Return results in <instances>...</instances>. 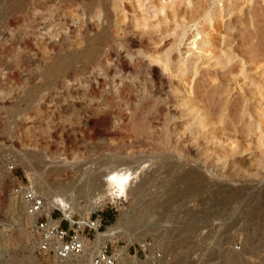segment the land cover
I'll return each instance as SVG.
<instances>
[{
	"label": "rangeland",
	"instance_id": "rangeland-1",
	"mask_svg": "<svg viewBox=\"0 0 264 264\" xmlns=\"http://www.w3.org/2000/svg\"><path fill=\"white\" fill-rule=\"evenodd\" d=\"M66 1L0 0V264L87 260L37 254L16 181L98 211L130 253L154 237L172 264H264V0H86L92 39L65 35L82 22Z\"/></svg>",
	"mask_w": 264,
	"mask_h": 264
},
{
	"label": "built area",
	"instance_id": "built-area-1",
	"mask_svg": "<svg viewBox=\"0 0 264 264\" xmlns=\"http://www.w3.org/2000/svg\"><path fill=\"white\" fill-rule=\"evenodd\" d=\"M8 193L18 198L25 213L32 217L30 234L37 254L58 262L79 257L95 235L107 226L106 220L96 210L84 216L72 213L64 215L56 207L47 208L44 197L29 183L16 181ZM115 235L92 251L86 264H119L122 257L125 258L123 264L174 262L154 237L141 239L137 243V249L130 253L128 247L118 245L120 232ZM233 249H238V245H234Z\"/></svg>",
	"mask_w": 264,
	"mask_h": 264
},
{
	"label": "bare ground",
	"instance_id": "bare-ground-1",
	"mask_svg": "<svg viewBox=\"0 0 264 264\" xmlns=\"http://www.w3.org/2000/svg\"><path fill=\"white\" fill-rule=\"evenodd\" d=\"M120 1L121 0H109V2H110V4H111V7L112 8H114V9H117V7L119 6V4H120ZM67 2H70L69 4H74L72 7H75L76 9H79V10H81V16H82V22H81V25H79L78 27H76V25H74V26H72V25H69L68 24V20H66V19H64L63 21H60V23H62V24H64V25H66L67 26V29H65L64 31H65V35H66V32H68L67 30H69V33H76V35H78V36H82V37H85V38H88V39H92V4H89L88 5V2L86 1V0H75V1H66V3ZM108 2V1H107ZM176 4V3H175ZM58 6H60V5H58ZM69 6V5H68ZM51 7H53V5L51 6ZM50 7V8H51ZM48 8H49V6H48ZM47 8V9H48ZM49 8V10L47 11L48 12V14H46V16H47V20H48V17H50L51 16V14H52V8L50 9ZM57 8V7H56ZM59 8V7H58ZM56 11V10H55ZM46 12V13H47ZM54 12V11H53ZM55 13V12H54ZM160 13V12H159ZM43 15V14H42ZM73 15V14H72ZM42 18H43V16H41ZM45 17V16H44ZM98 17L100 18V15H98ZM52 19V18H51ZM51 19H49L50 21H52ZM96 19V18H95ZM44 20V19H43ZM46 20V19H45ZM76 20H78V19H76ZM104 20V19H103ZM50 21H48V22H50ZM106 22H107V24L108 25H111L112 24V21H110V20H105ZM73 22H74V20H73ZM114 22V21H113ZM53 23V22H52ZM56 23V22H55ZM75 23V22H74ZM101 23V22H100ZM48 24V23H47ZM61 24V25H62ZM101 25V24H100ZM34 27V26H33ZM53 27V26H52ZM62 28H63V26H62ZM101 28H102V26H101ZM51 29V28H50ZM54 30V29H53ZM60 30H62V29H60ZM51 31V30H50ZM64 31H60V33H62V32H64ZM47 32H49V30L47 31ZM57 33V32H56ZM49 35H50V33H48ZM47 34V35H48ZM53 34V33H52ZM54 35V34H53ZM57 35V34H56ZM61 35V34H60ZM59 35V36H60ZM63 35V34H62ZM76 35L74 36L75 38H76ZM68 36V35H67ZM73 36V35H72ZM63 37V36H62ZM196 45V43H193V46H195ZM204 43L202 42V43H200V46L198 47L197 45L195 46L196 47V50L198 51V54L199 55H201L202 54V48H204ZM193 49V48H192ZM125 51V50H124ZM195 51V50H194ZM196 51V52H197ZM126 52V51H125ZM170 52V51H169ZM127 53V52H126ZM165 53V52H164ZM168 53V52H167ZM166 54V53H165ZM195 54V53H194ZM126 55V54H125ZM152 55H154V54H152ZM161 55H163V54H161ZM167 55V54H166ZM203 55V54H202ZM156 57V56H155ZM222 57V56H221ZM147 58H149V57H147ZM151 59V58H150ZM224 61V60H223ZM155 62L156 63H158V64H161L162 65V68H163V70H165V71H169V70H171V65H170V62H169V57H167V56H162V57H159V58H157V59H155ZM59 64V63H58ZM157 64V65H158ZM194 64V65H193ZM192 64V67H190L188 64H187V66H183V68H180L179 70H180V74L178 75L180 78H183L184 79V81L185 80H187L186 78H187V73L191 70L192 71V69H195L196 68V66H197V64H195V62ZM151 66H152V68H153V63H152V61H151V64H150ZM161 65H159V66H161ZM218 65V64H217ZM160 68V67H159ZM173 73H174V70H173ZM236 74V73H235ZM226 75H230V71H225L224 73H222V77L223 78H225L226 77ZM237 75V74H236ZM233 76H235V75H233ZM116 77V76H115ZM230 77V76H229ZM237 77V76H236ZM212 81H215L214 79L212 80ZM222 81V80H221ZM199 84V83H198ZM197 84V85H198ZM253 85V83L252 84H250L249 86L251 87ZM221 86H223V85H221ZM225 89H230L229 87H225ZM211 90V89H210ZM198 91V90H197ZM203 91V90H202ZM199 92V91H198ZM220 92H223V91H220L219 90V93L218 94H220ZM243 93V105L246 103V101H247V99H246V96L247 97H252L254 94H255V92L253 91V90H251L250 88H248L247 90H246V92L244 91V89H241V91H240V93ZM200 93V92H199ZM245 93V94H244ZM258 98V97H257ZM188 100V99H187ZM219 104H218V106H217V110H218V112H219V114H221L222 112H224V111H227V110H229V111H233V110H235V109H237V107L238 106H240L239 104H238V100H236L235 101V104H234V106L232 107V106H230V104L229 103H226V102H223L221 99H220V97H219ZM215 102H217V101H215ZM208 103H210L209 101L207 102V104ZM214 103V102H213ZM195 104V103H194ZM196 105V104H195ZM208 106V109L206 110V116L207 115H209V114H211L212 115V111H211V109L209 108L210 107V105L208 104L207 105ZM152 107V106H151ZM197 107V106H196ZM195 107V108H196ZM198 109H200V108H198ZM202 109H203V107H202ZM205 109V108H204ZM202 112L204 111V110H201ZM201 112V113H202ZM204 113V112H203ZM214 115V114H213ZM221 115H219V117H220ZM210 118H211V116H209ZM215 117V116H214ZM209 118V119H210ZM212 118H213V116H212ZM205 119H207V117L205 118ZM211 120V119H210ZM210 120H206V121H210ZM214 120H216V119H214ZM205 122V121H204ZM215 123V125H218V124H216V122H214ZM214 123L212 122V123H210L212 126H214ZM218 123V122H217ZM207 125H209V124H207V122H206V126ZM210 125V126H211ZM209 126V127H210ZM220 128V127H219ZM209 129V128H208ZM223 129H221V131H222ZM216 132V131H215ZM219 132V131H218ZM200 133V132H199ZM231 134V133H230ZM260 147H262V146H260ZM33 157V156H32ZM46 159V158H45ZM44 163V162H43ZM42 163V164H43ZM56 166H57V164H56ZM59 166V165H58ZM55 167L54 166V164L53 163H48L47 161H46V163H44V167H45V169L46 170H48V172H50V173H52L51 171H55V173H56V170H60L61 169V167L62 166H60V167ZM73 166V165H72ZM45 170V171H46ZM63 170V169H62ZM80 171V170H79ZM48 172H46V173H48ZM62 172V171H61ZM64 172V171H63ZM43 174V173H42ZM52 174H54V172L52 173ZM51 175V174H50ZM127 178H128V174L126 175V173H115V174H110L109 175V177H108V179H107V182L108 183H113V184H115V185H117L120 189H122V187H123V185H124V183L126 182V180H127ZM56 180V179H55ZM54 180V181H55ZM41 181V180H40ZM56 182V184L58 183V185H60L61 184V181H55ZM55 182H54V184H55ZM41 183V182H40ZM70 183V182H69ZM38 184H39V182H38ZM97 185H100V182H98L97 183ZM116 186V187H117ZM40 188H41V186H39ZM38 187V188H39ZM124 189V188H123ZM122 192V191H121ZM63 197V198H62ZM62 197H59L58 199H56V200H54L53 202H51V203H54V205L55 206H57V207H59V208H65L66 206H67V204H68V202H67V200L66 199H64V198H66V197H64V195L62 194ZM45 199V198H44ZM45 205H46V207L47 208H49V207H52V204H50V202H47L46 201V199H45ZM46 207H45V209H46ZM63 211H64V209H63ZM62 211V212H63ZM64 214V213H63ZM31 220V216H27V220H26V222L28 223L29 221ZM110 226H112V225H110ZM110 226H106L105 227V229L104 230H102V231H100L99 233H97L96 235H95V237H94V239H93V241L92 242H90V244H89V246H86L85 248H84V251H83V253L79 256V257H77V258H68V259H66V260H64V261H67V260H70V259H82L83 257H86L87 258V260H88V257H89V255L91 254V252L92 251H94L95 249H97L98 247H100L103 243H104V241L105 240H107L106 239V236L104 235L106 232H107V230H108V228H110ZM116 234V233H115ZM112 235L113 237L114 236H116V235ZM103 236H105V237H103ZM111 236V238L110 239H108V240H111L113 237ZM46 258H48V257H46ZM87 260L86 261H84V263L83 264H86L87 263ZM61 262H63V261H61ZM67 262H71V261H67Z\"/></svg>",
	"mask_w": 264,
	"mask_h": 264
}]
</instances>
